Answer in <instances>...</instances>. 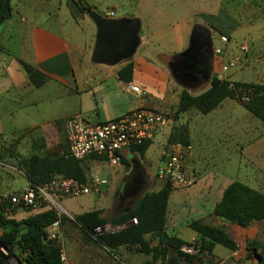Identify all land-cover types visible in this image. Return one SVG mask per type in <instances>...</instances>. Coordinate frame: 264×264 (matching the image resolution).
<instances>
[{"label": "rangeland", "instance_id": "374dc122", "mask_svg": "<svg viewBox=\"0 0 264 264\" xmlns=\"http://www.w3.org/2000/svg\"><path fill=\"white\" fill-rule=\"evenodd\" d=\"M65 1L31 0L30 7L25 5L22 7L19 6L18 0H14L13 8L14 11H28L29 18L35 17L43 26L52 30H58L57 22L64 25L68 35L71 33V27L77 29L76 34L80 42L82 41V45L89 44L86 56L88 73L90 76L92 74L96 76L99 65L91 61L96 38L94 22L89 15L86 20H81L79 23L73 22L74 20L69 17L70 9L65 6ZM78 2L85 3L94 8L93 11L105 17L142 19L143 44L131 60L135 57L148 58L160 65L165 73L164 77L167 76L169 79L167 88L156 82L153 90L149 87L147 96L143 97L147 106L150 105L172 118L173 122L168 126L169 129L163 132L169 133L168 139L171 134L177 132V129L188 127L184 123L185 117L200 113L191 109L186 114H178L180 95L185 88L174 80L167 69L169 63L176 61L175 56L189 47L191 32L195 25H204L212 30L214 49L220 51V54L216 55L213 75H218L220 80L230 82L232 86L235 84L264 85V0H78ZM113 11L116 16H108ZM126 12L132 15L127 16ZM5 25L6 23L1 26V29ZM10 44L14 46L15 42L12 41ZM224 67L227 68L226 72H223ZM211 81L212 78L206 85L188 90L195 95H200L210 88ZM58 90L57 86L50 85L40 92H35V95L28 96V100L41 98L37 108L18 103L2 105L0 116L4 124V132L9 133L14 128L28 129L36 124L44 126L48 124L55 116V105L59 102V99L51 92L58 94ZM12 95L14 93L10 96ZM133 100L136 103L141 101L135 95ZM201 117L210 124L208 130L221 132L217 139L210 138L208 142L210 148L219 150L218 154H215V159H212L213 168L228 176L230 184L239 181L264 193V124L241 106L239 101L230 99L226 100L223 106L211 116L202 115ZM203 120H199V125ZM213 122L221 123L219 124L221 127H217ZM27 131L20 140L19 138L13 141L0 139V194L21 190L32 184L27 176V162L32 155L56 156L63 152L64 131L62 128L58 130L56 126H53L45 130L37 128ZM174 135L177 136V134ZM17 140L19 142L12 145ZM164 142L162 134H158L147 153L152 163V172H157L158 164H155V157L162 150ZM127 160L131 163L130 167L125 165L115 167L105 162H91L84 165L88 183L92 184V179L99 177L107 180V185L103 186L98 193L61 201L62 209L60 208L56 213L61 223L63 236L61 240L53 241L63 244L62 247L59 243L65 253L66 264H68L69 249L72 257L70 264H246L248 259L251 260V264H264V221L244 229L235 224L226 222L221 224L211 220L212 225L215 224V227L227 232L238 246L233 252L217 246L216 253L221 260L205 255L198 257L193 263L186 262L183 256L160 243L155 235H148L147 242L151 247L160 249L159 252H165V257L159 253H139L137 247L130 246H122L117 251L108 253L98 242L90 237L91 240H89L76 222L77 214L90 210L102 211L103 217L107 220L104 225L116 227L113 234H117L123 230L124 226L113 224L111 219L118 218L123 209L130 208L145 193L153 191V188L148 187V181L144 184L143 180L140 189L135 186H126L128 179L132 177V161L143 162L144 165L146 163L144 158L135 159L129 154ZM162 183L165 186V183ZM174 197L180 199L181 208L188 210V218L196 220L190 212L194 209L191 199L188 198V191L174 192ZM34 214L36 212L21 213L17 219L20 221ZM191 235V230L183 227L182 238L188 239ZM192 245V247H200L197 240L193 241ZM0 251L8 254L1 245ZM196 254L193 252V255ZM26 258L27 254L16 248L14 255L9 258V264H26Z\"/></svg>", "mask_w": 264, "mask_h": 264}, {"label": "crops", "instance_id": "0c3cea01", "mask_svg": "<svg viewBox=\"0 0 264 264\" xmlns=\"http://www.w3.org/2000/svg\"><path fill=\"white\" fill-rule=\"evenodd\" d=\"M13 1L11 3L12 19L6 23L5 27L0 28V43L7 49L6 53L0 52V110L1 106L6 103H18L37 108L40 105L41 98L28 100L27 97L35 95V92H40L50 85H55L59 88L58 94L57 92H51L59 99V102L55 105V116L45 126L43 124H36L28 129L14 128L13 131L6 133L3 130L4 124L0 116L1 139L6 141L7 139L12 141L17 138L20 139L27 130L36 128L45 130L55 126V123L58 121L66 122L74 116L85 117L95 122H104L122 117L140 107L155 110V108L150 107V105L147 106L144 103V101L146 102L144 98L138 97L141 101L134 102L133 94L126 91V83L120 81L118 77V72L123 65L113 68L99 66L96 76L93 74L92 76L89 75L86 67L89 44L82 45V41L80 42V38L76 34L77 29L71 27V33L68 35L64 30V25L60 22L56 23V29L58 30L46 28L35 17L29 18L27 16L28 11H14ZM30 2L31 0H18L19 6L21 5L22 7L24 5L30 7ZM60 4L63 5L62 2ZM70 4L71 1H65V6L70 9L68 13L69 17L74 20L73 22L79 23L81 20H86L87 15L80 14L75 10L73 11ZM84 5L86 4L84 3ZM126 15L130 16L132 14L129 15L126 12ZM12 41L15 42L14 46L10 44ZM20 61L31 65L47 75L50 78L49 81L41 88L31 85L20 65ZM132 61L134 63V75L131 83L147 91L149 87L153 90L154 83L156 82L166 88L168 87L169 79H167V76L164 77L165 73H163L164 71L160 65L153 63L145 57H135ZM95 77L97 78L94 79ZM12 93L14 95L10 96ZM11 97L17 99H10ZM225 101L219 107L223 106ZM216 110L207 115L202 113H199V115L198 113L197 115L194 114V116H190L192 119L189 116L183 117L185 119L184 123L188 125L190 146L193 149V156L189 162L199 176L197 185L186 190L194 209L190 212L196 217V220L188 218V210L181 208L179 204L180 199L177 197L173 198V193L177 192L174 191L168 202L166 233L168 236L177 237L190 245L197 239V234L189 228L192 222L201 221L204 224L212 225L211 220H214L221 224L224 223L220 218L215 216L214 210L221 202L224 191L230 185V178L223 172L220 173V171L213 168L214 163L212 159H215V154H218L219 150L208 146L210 138L217 139L221 135V132L208 130L210 124L201 117L202 115L211 116ZM200 119L203 120L200 122L201 125H199ZM213 124L219 128L221 127L219 125L221 123L219 122H213ZM222 127L224 126L222 125ZM165 129H169V127ZM165 129L159 133L162 134V140L165 142L162 145V150L155 157V164H158L156 168H158L162 153L165 147H167L169 133H163ZM149 149L144 157L130 154L135 159L137 157L144 158L146 162L144 165L143 162L137 163L136 160L132 161V174L138 168L143 182H145L144 184L148 181V187L153 188L151 193H157L163 188L164 184L162 183L163 181L161 182V180L156 179V171L152 172V163L147 156ZM91 211H85L77 215ZM21 213L24 212L16 214L14 219L18 220L17 217ZM128 224L129 222L124 224L123 229L128 227ZM253 225L248 227V229L253 227ZM212 226H215V224ZM183 227L191 230L192 235L190 238H182ZM47 232L52 231L48 229ZM216 247L212 257L216 258V260H221L216 253ZM67 258H69L68 264L72 263L70 249L67 251Z\"/></svg>", "mask_w": 264, "mask_h": 264}, {"label": "trees", "instance_id": "16d2710c", "mask_svg": "<svg viewBox=\"0 0 264 264\" xmlns=\"http://www.w3.org/2000/svg\"><path fill=\"white\" fill-rule=\"evenodd\" d=\"M11 3L12 0H0V28L12 19ZM70 7L73 11L83 15H89L94 10V8L84 5L78 0H71ZM0 52H7L1 43ZM20 65L30 84L34 87L41 88L49 81L50 78L47 75L31 65L23 61H20ZM122 65L123 67L118 72L119 80L126 84L131 83L134 75V63L129 60ZM227 99L239 101L241 106L264 124V85L235 84L232 86L230 82L220 80L216 74L212 77L210 88L200 95L183 89L177 111L178 114H184L195 109L207 115L216 110ZM65 124L66 122L63 121L55 123L58 130L62 128L64 131L62 153L56 156L35 154L28 159L27 176L28 180L32 182L31 185H44L57 177L72 178L82 183L89 182L84 168V165L89 164V162H80L70 156ZM174 134L170 135L167 147L173 144L190 146L188 127L177 129ZM19 140L14 141L12 145L17 144ZM151 144L152 141L147 142L131 153L144 157ZM123 164L127 167L131 166L126 158L123 159ZM172 192L174 191L171 185L165 183L159 192H147L130 208L123 209L118 218L111 219L113 224L123 226L133 219H137L138 223L124 228L117 234L93 238L95 230L107 222L102 211L78 215L76 222L89 240L92 238L98 242L108 253H113L122 246H130L137 247L139 253H159L165 257V252H159L160 249L151 247L147 242L148 235L157 236L160 243L162 242L163 245H167L177 254L183 256L185 261L189 263H193L201 256H212L215 247L218 245L232 252L237 250L238 246L235 241L222 228L207 225L201 221H194L189 225V228L197 234L196 240L200 243V247H194V249L198 253L193 255L182 252L181 249L184 246L192 247L193 245L177 237L168 236L166 233L168 202ZM214 214L223 222L248 228L255 223L264 221V193L235 181L224 191L222 200L216 206ZM58 220L59 217L53 210L36 213L20 221L5 219L0 216V225L3 229L0 245L8 252V254H4L0 251V264H9V258L14 255L16 248L27 254L26 264H64L61 245L49 240L47 234V230Z\"/></svg>", "mask_w": 264, "mask_h": 264}, {"label": "built area", "instance_id": "2783aa9c", "mask_svg": "<svg viewBox=\"0 0 264 264\" xmlns=\"http://www.w3.org/2000/svg\"><path fill=\"white\" fill-rule=\"evenodd\" d=\"M115 14L110 12L108 16ZM220 54L216 50V55ZM227 68H223L226 72ZM126 91L143 98L147 90L134 85L126 84ZM172 118L160 111L140 107L132 112L109 121L94 122L88 118L74 116L65 124L66 139L70 147V156L80 162H105L120 167L123 159L132 154L134 149L154 141L156 136L170 124ZM193 156L191 146L173 144L165 148L156 176L164 183H169L173 191L188 190L199 182V176L190 164ZM93 183H82L72 178L57 177L44 185H30L24 189L0 194V216L5 219H14L19 212L41 213L47 210L58 212L62 209L61 201L80 198L101 191L107 185V180L94 177ZM137 219L129 222V226L136 225ZM61 223L58 220L47 232L50 240L62 239ZM118 228V227H117ZM116 227L104 225L97 228L93 238L113 234ZM3 229L0 225V236ZM62 247L63 244L59 242ZM4 249V248H3ZM182 252L187 254L198 253L194 247L184 246ZM62 262L66 264L65 253L62 248Z\"/></svg>", "mask_w": 264, "mask_h": 264}, {"label": "water", "instance_id": "95a60500", "mask_svg": "<svg viewBox=\"0 0 264 264\" xmlns=\"http://www.w3.org/2000/svg\"><path fill=\"white\" fill-rule=\"evenodd\" d=\"M89 17L96 27V38L91 55L93 64L117 67L133 59L143 44V21L139 17L109 18L92 11ZM203 33V40L199 39ZM168 64V71L174 80L185 89L199 88L210 82L215 68L216 51L213 46L212 30L204 25H195L190 36L189 47ZM202 70L194 72L195 67ZM192 80L195 85H188ZM259 262L261 259L258 258ZM246 264H251L247 260Z\"/></svg>", "mask_w": 264, "mask_h": 264}, {"label": "flooded vegetation", "instance_id": "af4514ba", "mask_svg": "<svg viewBox=\"0 0 264 264\" xmlns=\"http://www.w3.org/2000/svg\"><path fill=\"white\" fill-rule=\"evenodd\" d=\"M198 36H199V39H200V40H203V39H204V37H203V33H202V32H199ZM201 70H202V68H201L200 66L195 67V68L193 69V71L196 72V73L200 72ZM186 83H187L188 85H195L194 82H193L192 80H186ZM142 180H143V179H142V177H141V172H140V170L137 168V169H135V170L133 171L132 177H131V179L128 180L126 186H135V188L138 187V188L140 189L141 186H142V184H143ZM135 188H134V189H135ZM139 189H138V190H139ZM138 190H137V191H138Z\"/></svg>", "mask_w": 264, "mask_h": 264}]
</instances>
